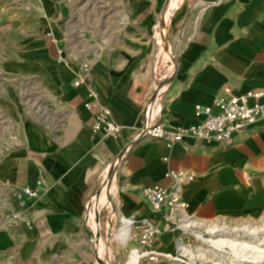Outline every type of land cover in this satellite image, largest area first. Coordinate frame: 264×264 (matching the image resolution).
<instances>
[{
    "label": "crops",
    "instance_id": "0c3cea01",
    "mask_svg": "<svg viewBox=\"0 0 264 264\" xmlns=\"http://www.w3.org/2000/svg\"><path fill=\"white\" fill-rule=\"evenodd\" d=\"M167 27L176 60L161 99L154 95L149 50L121 54L120 63L110 61V50L101 58L86 59L97 67L93 88L110 108L112 120L123 127L117 140L92 132L87 90L73 86L78 68L57 62L58 52L67 49L62 41L55 43L54 61L65 70L58 79L57 106L44 107L39 122L29 117L16 135L11 133L18 140L15 147L0 155V184L11 190L13 214L21 213V220L0 229V264H92L86 206L110 169L120 218L158 222L143 190L173 187L171 172L194 177L183 197L199 220H239L264 213V121L226 146L187 140L168 147L158 140L136 139L146 123L197 124L196 105L212 106L215 99L226 97L227 89L237 97L264 92V0H177ZM149 104L153 110L146 115ZM24 188L38 191L41 198L21 205L15 196ZM108 191L112 187L105 186L101 195ZM159 225L167 230L165 223ZM164 238L171 243L174 239L166 234L158 248L169 245Z\"/></svg>",
    "mask_w": 264,
    "mask_h": 264
},
{
    "label": "rangeland",
    "instance_id": "374dc122",
    "mask_svg": "<svg viewBox=\"0 0 264 264\" xmlns=\"http://www.w3.org/2000/svg\"><path fill=\"white\" fill-rule=\"evenodd\" d=\"M165 2L0 0V155L9 154L15 147L18 140L13 139L17 137L12 138L11 133L16 135L29 117L34 116V121L39 122L44 107L57 106V94L61 90L58 79L64 77L65 71L54 61L55 43L59 40L68 50L64 54L70 59L69 64L84 68L91 74L93 68L97 67L95 61L89 62L87 58H101L103 52L108 53L110 50V61L120 63L123 54H133L143 49L149 50L152 64L158 60L157 67L165 72L167 59L171 54H176L169 45L167 32L169 14L176 2L171 1L164 15ZM163 20L165 28L162 27ZM163 31L166 33L164 38ZM113 175L112 169L104 173L101 186L86 210L85 224L91 231L88 238L91 241L92 264H127L131 250L137 247L133 241L125 244L118 239L120 234H117L123 224L115 209L117 194L112 182ZM105 186L112 187V192L101 195ZM0 189V229H4L14 221L13 209L16 203L7 185L0 184ZM198 223L203 224L201 232L207 230L204 228L209 223L211 229L225 226L234 236H245L244 240L247 241L258 237L264 242V213L256 218L209 222L199 220ZM219 234L222 233H216L214 237ZM183 238L191 241L190 246L194 251L201 252L202 263L231 264L230 259L233 257L230 249H226L223 254L200 243L191 234ZM100 240L102 242L99 243ZM163 240L169 245L158 248V242L155 247L165 253L175 252L174 243L165 238ZM183 245L190 251V246ZM142 264L151 262L146 259ZM161 264L179 263L164 259Z\"/></svg>",
    "mask_w": 264,
    "mask_h": 264
},
{
    "label": "built area",
    "instance_id": "2783aa9c",
    "mask_svg": "<svg viewBox=\"0 0 264 264\" xmlns=\"http://www.w3.org/2000/svg\"><path fill=\"white\" fill-rule=\"evenodd\" d=\"M63 54L64 52H58L57 62L62 65L69 64L70 59ZM175 60L176 54H171L169 61L174 67L171 70L165 64V72L160 71L157 67L158 60L152 64L153 89L157 98L161 99L165 93L166 86L174 74ZM92 81L93 75L91 73L85 71L84 68H78L73 86L75 88L85 87L87 90L88 100L85 107L93 115L92 132L100 135L104 140H117L123 131V127L112 120L110 108L101 102L92 86ZM262 99H264V92L260 90L237 97L232 94L230 89H227L226 97L215 99L212 106L196 105L197 124L188 127H167L163 124L146 123L143 128L136 131V139L158 140L166 143L168 147L184 143L187 140L208 145H230L235 142L239 134L264 121ZM152 110L153 106L149 104L145 114L150 115ZM168 177L173 179V187L154 186L143 190L150 213L159 218L158 222L146 217L120 218L122 224L128 223L130 227L129 238L126 241H120L125 244L130 241L136 243L137 247L131 250L130 255H138L140 264L146 259H149L151 264H161L164 259L173 260L179 264H193L189 256L184 253L182 245L190 246V243H184L186 238L183 237L185 235L191 234L196 239V233L203 229L200 227L202 223H198V218L190 214L189 204L183 197L184 187L192 182L194 177L184 172H171L168 173ZM40 198L41 194L38 191L29 188L22 189L15 196V199L21 202L23 206L26 204V200L38 201ZM91 200L88 202L86 210ZM19 220H21V213L16 210L14 221ZM159 222L165 223L167 230H164ZM201 226L203 227V224ZM166 234L173 235L175 248L173 253H165L155 247L157 242Z\"/></svg>",
    "mask_w": 264,
    "mask_h": 264
},
{
    "label": "bare ground",
    "instance_id": "6f19581e",
    "mask_svg": "<svg viewBox=\"0 0 264 264\" xmlns=\"http://www.w3.org/2000/svg\"><path fill=\"white\" fill-rule=\"evenodd\" d=\"M175 2H177V0H175ZM165 26H166L165 20H163L162 27L165 28ZM165 34H166L165 31H163V38ZM201 225L202 224H200V227L202 228ZM211 226H212L211 224L207 223L204 228L207 230H205L203 233L202 232L196 233L195 237L200 243L209 245L211 248L214 249V251L223 254L226 253V249H230L231 250L230 255L233 257L232 259H230L231 264H264V247L262 246L264 242L262 241V239L258 237H254L251 238V241H247L244 240L245 236L244 237H238L237 235L234 236L235 234L230 233L228 231V228H226L225 226L213 227L212 229ZM121 229L117 234V235L120 234L118 239L121 241H126L130 235L129 224L124 223ZM120 231L122 232V234ZM216 233H222V234H219L218 236L214 237V234ZM205 234L207 235V237H205ZM210 237L211 239H206ZM184 241H185L184 243L186 242L190 243L189 240L184 239ZM182 248L184 250V253H186L189 256L193 264H197L198 262L200 264H209V262L202 263V261L200 260L201 252L194 251L191 247L188 248L190 250L188 251L186 250V247H184V245H182ZM208 253L211 254L210 251H208ZM215 256L217 257V255ZM128 259H129L128 264H140V257L138 255L131 254ZM219 264L222 263L219 262Z\"/></svg>",
    "mask_w": 264,
    "mask_h": 264
},
{
    "label": "water",
    "instance_id": "95a60500",
    "mask_svg": "<svg viewBox=\"0 0 264 264\" xmlns=\"http://www.w3.org/2000/svg\"><path fill=\"white\" fill-rule=\"evenodd\" d=\"M172 0H166L165 4H164V12L167 10V8L170 6Z\"/></svg>",
    "mask_w": 264,
    "mask_h": 264
}]
</instances>
